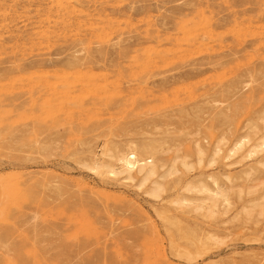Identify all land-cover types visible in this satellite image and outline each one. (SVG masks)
I'll use <instances>...</instances> for the list:
<instances>
[{
    "label": "rangeland",
    "instance_id": "374dc122",
    "mask_svg": "<svg viewBox=\"0 0 264 264\" xmlns=\"http://www.w3.org/2000/svg\"><path fill=\"white\" fill-rule=\"evenodd\" d=\"M263 144L264 0H0V264H264Z\"/></svg>",
    "mask_w": 264,
    "mask_h": 264
},
{
    "label": "bare ground",
    "instance_id": "6f19581e",
    "mask_svg": "<svg viewBox=\"0 0 264 264\" xmlns=\"http://www.w3.org/2000/svg\"><path fill=\"white\" fill-rule=\"evenodd\" d=\"M263 146H264V144H263ZM241 147H242V142L239 145H237V148L234 151L240 149ZM143 148L145 150L151 151L150 156L143 158V156L142 157L140 156L139 151L136 147H131L128 152H126V150H125L126 153L125 152L124 153L119 152L120 154L116 155L117 163L119 164L118 167H116L115 165H112V164L103 165L104 163L103 164L98 163V164H96V166L93 167V169L96 171L107 172L108 174L113 175V176L124 175L125 178H127V179L133 178V173L135 171H138V173L142 176L143 181L149 180L150 178H152L153 176H155L158 173L157 172L158 165L156 164L157 155H156V152L153 150L154 148L152 146L144 145ZM256 148H259V146ZM199 152H201L200 149H199ZM161 190H162V185L160 184V182H156V186L153 190V194L158 195V193ZM201 191H208V189L206 187H202ZM212 193H213L212 196H213V199L215 202L219 198H222L225 196L222 189H220L219 187L217 189H214L212 191Z\"/></svg>",
    "mask_w": 264,
    "mask_h": 264
}]
</instances>
